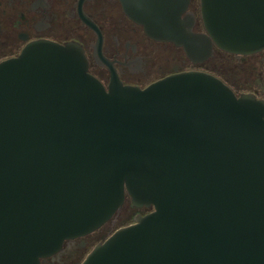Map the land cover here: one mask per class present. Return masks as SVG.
Listing matches in <instances>:
<instances>
[{
  "label": "water",
  "instance_id": "water-1",
  "mask_svg": "<svg viewBox=\"0 0 264 264\" xmlns=\"http://www.w3.org/2000/svg\"><path fill=\"white\" fill-rule=\"evenodd\" d=\"M193 64L264 51V0H122ZM127 199L152 209L82 264H264V100L189 71L107 90L77 42L0 63V264H41Z\"/></svg>",
  "mask_w": 264,
  "mask_h": 264
},
{
  "label": "flooded vegetation",
  "instance_id": "flooded-vegetation-1",
  "mask_svg": "<svg viewBox=\"0 0 264 264\" xmlns=\"http://www.w3.org/2000/svg\"><path fill=\"white\" fill-rule=\"evenodd\" d=\"M186 12L195 16L194 31L206 33L202 0H190ZM42 40L82 45L89 72L107 90L115 77L125 86L144 89L173 74L201 71L222 80L237 96L264 100V51L235 55L216 48L212 59L193 64L183 48L148 37L144 27L129 17L122 0H0V63ZM151 211L136 208L127 199L121 212L102 228L65 240L41 264H82L116 230Z\"/></svg>",
  "mask_w": 264,
  "mask_h": 264
}]
</instances>
